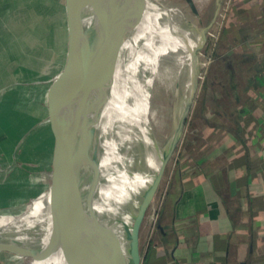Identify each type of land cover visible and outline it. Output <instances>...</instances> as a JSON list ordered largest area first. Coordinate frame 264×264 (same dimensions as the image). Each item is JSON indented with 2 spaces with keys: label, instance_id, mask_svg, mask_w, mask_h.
Wrapping results in <instances>:
<instances>
[{
  "label": "crops",
  "instance_id": "crops-1",
  "mask_svg": "<svg viewBox=\"0 0 264 264\" xmlns=\"http://www.w3.org/2000/svg\"><path fill=\"white\" fill-rule=\"evenodd\" d=\"M190 1L206 30L202 43L211 45L141 231V264H264V0ZM125 48L124 66L137 73L131 89L157 49L155 43ZM109 84L114 93L128 91ZM56 128L63 129L59 122L54 134ZM54 134L53 146L71 154L76 136L66 134L73 144L66 147L54 143ZM162 162L155 158L142 173V195Z\"/></svg>",
  "mask_w": 264,
  "mask_h": 264
},
{
  "label": "rangeland",
  "instance_id": "rangeland-1",
  "mask_svg": "<svg viewBox=\"0 0 264 264\" xmlns=\"http://www.w3.org/2000/svg\"><path fill=\"white\" fill-rule=\"evenodd\" d=\"M160 1L172 16L174 24L187 29L190 34L202 32L203 27L187 0ZM94 29L98 33L97 22ZM156 39L160 41V46L155 43L158 53L165 45L162 40ZM67 43L65 0H0V217L26 213L29 203L38 198L51 183L49 163L55 126L49 131V118L42 123L43 118H39L40 108L36 103L44 100L54 77L62 69ZM206 51V45L201 43L196 52L197 87L206 67ZM178 56L177 48L174 47H169L162 53L155 64L151 81L149 120L152 134L164 155L168 153L177 133L188 100L185 90L186 69ZM124 65L121 55L114 77L109 82L115 88H124L130 93L131 81L135 80L133 78L137 73ZM135 82L136 86L139 85L140 79ZM88 93L89 90H84L71 95L74 97L70 101L71 107L79 109L70 112L74 120L58 117L62 108L54 116L55 125L61 119V126H68L66 129H71L74 137L76 136L74 152L78 146L76 120L80 128ZM79 95L82 96L80 101ZM144 103L142 98L134 107L121 106V103L116 102L112 105L119 117H125ZM28 117H32L31 127H28ZM128 137L130 136L125 134V137L120 138L122 146L128 144ZM41 140L46 147V161L44 155L39 152ZM141 148L140 151H145ZM155 158L156 156L136 172L140 179L143 178L142 173L147 175ZM42 159L46 166L43 165ZM114 185V190L110 192L107 200L89 217L85 231H89L95 240L102 241L98 243L99 247L107 254L117 255L118 244L123 236L116 219L121 214L120 182L115 180ZM108 212L112 217L107 218ZM114 258L124 262L123 255ZM28 261L16 258V255L10 252H0V264H27ZM41 264L61 262L54 251Z\"/></svg>",
  "mask_w": 264,
  "mask_h": 264
},
{
  "label": "bare ground",
  "instance_id": "bare-ground-1",
  "mask_svg": "<svg viewBox=\"0 0 264 264\" xmlns=\"http://www.w3.org/2000/svg\"><path fill=\"white\" fill-rule=\"evenodd\" d=\"M156 1L146 0L143 17L133 30L131 37L124 43L123 49L128 47V43H153L154 37L162 40L165 46L157 54H152L145 66L139 85L136 86V82L133 83L132 92L114 93L109 87V82L102 89L89 91L88 106L82 116L80 128L75 119L78 129V146L75 152L68 155L72 156V162L74 159L80 162L82 179L67 200V210L83 231L86 229L89 217L114 190L115 180L120 182L121 214L116 219L123 237L118 244L119 253L109 255L113 258L123 255L124 262L127 264H132L129 251L130 232L144 196L140 189V175L136 172L146 166L155 156L158 160H164L166 156L152 134L149 120L151 81L155 73V64L159 56L169 47L177 48L179 60L186 69L185 90L188 103L192 91L193 68L198 64L195 53L204 39L201 32L196 31L195 35L190 34L187 29L184 30L174 24L168 10L160 8ZM116 15H120V12ZM94 28L93 23L90 26V39L97 34ZM137 45L135 56L140 60L143 49L141 45ZM129 53L130 51L127 54ZM72 98L74 99L70 96L66 99L58 117L74 120L70 112L79 109L71 107ZM142 98L145 103L125 117H119L113 109L112 103L114 102L121 103V106L134 107ZM58 122L62 124L61 119ZM66 128L63 127L65 133H62L63 138L61 137L60 143L67 147L72 144V141L66 134L70 135L72 130ZM125 134L130 136L128 137L129 142L122 146L120 138L125 137ZM141 147L145 151H140ZM49 199V194L46 193L34 201L26 213L0 217V252H2L1 249L10 251L17 247L20 251L17 252L16 258L23 261L29 260L27 264H41L48 255L55 251L52 245ZM99 240L96 239L97 243L102 242Z\"/></svg>",
  "mask_w": 264,
  "mask_h": 264
},
{
  "label": "water",
  "instance_id": "water-1",
  "mask_svg": "<svg viewBox=\"0 0 264 264\" xmlns=\"http://www.w3.org/2000/svg\"><path fill=\"white\" fill-rule=\"evenodd\" d=\"M145 3L146 0H65L68 31L65 61L62 69L49 86L44 100L42 102L39 100L36 103L40 108L38 114L39 118H43L42 123H45L49 118V131L55 126L54 116L72 94L84 90L102 89L114 77L123 45L131 37L136 25L142 19ZM156 3L160 8H164L160 0H157ZM189 3L192 4L190 0ZM118 12L120 15H116ZM96 22L99 27L98 33L90 39V26ZM205 33L206 30H203L204 39ZM195 69L196 67L193 68L191 97L187 103L184 116L163 160L160 172L142 198L138 216L131 228L129 251L132 264L142 263L141 231L151 214L166 166L176 147L196 96L198 87ZM28 121L29 127L32 124V117H28ZM57 130L53 137L54 143L57 140L61 141L62 133H65L64 129L62 132ZM59 149V145L54 144L49 163L51 183L38 198L46 193L49 194L52 245L61 264H127L116 260L102 250L93 235L89 231H83L71 218L67 210V200L73 189L80 183L82 172L80 171V162L76 159L72 162V156H68L69 154L66 156L63 151L60 153ZM39 152L44 155L43 158L46 161V147L42 140L40 141ZM44 160L42 159V163L46 166ZM38 198L29 203L28 209ZM1 251L10 252L17 256L20 248L14 247L10 251L1 249Z\"/></svg>",
  "mask_w": 264,
  "mask_h": 264
},
{
  "label": "trees",
  "instance_id": "trees-1",
  "mask_svg": "<svg viewBox=\"0 0 264 264\" xmlns=\"http://www.w3.org/2000/svg\"><path fill=\"white\" fill-rule=\"evenodd\" d=\"M187 1H188V0H187ZM154 41H155L154 43H156V45L160 46V41H158L156 38H154ZM210 43H211L210 40H208L207 45H206V49H207V50H209V47H210V45H211ZM207 47H208V48H207ZM200 81H201V80H200ZM110 212H111V211H110ZM109 216L112 217V214L110 215V213L108 212L107 218H108Z\"/></svg>",
  "mask_w": 264,
  "mask_h": 264
}]
</instances>
